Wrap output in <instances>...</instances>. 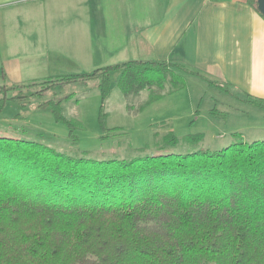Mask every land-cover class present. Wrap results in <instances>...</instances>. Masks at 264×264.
Returning <instances> with one entry per match:
<instances>
[{
	"label": "trees",
	"instance_id": "1",
	"mask_svg": "<svg viewBox=\"0 0 264 264\" xmlns=\"http://www.w3.org/2000/svg\"><path fill=\"white\" fill-rule=\"evenodd\" d=\"M247 3L264 18L256 0ZM116 71L125 95L162 91L179 81L185 87L182 74H198L179 63L132 60L90 73L5 84L0 113L6 100L25 98H8L7 90L20 94L39 87L32 94L41 95L89 79L98 81L103 103ZM208 84L264 110V98L227 82ZM51 111L72 136V122L60 116L58 105ZM105 119L101 105V130ZM0 264H264V140L95 161L0 136Z\"/></svg>",
	"mask_w": 264,
	"mask_h": 264
},
{
	"label": "rangeland",
	"instance_id": "2",
	"mask_svg": "<svg viewBox=\"0 0 264 264\" xmlns=\"http://www.w3.org/2000/svg\"><path fill=\"white\" fill-rule=\"evenodd\" d=\"M75 2L0 0V86L90 73L99 68H95L92 58L75 63L66 57L62 49L69 50V42L56 45L48 41L36 52L28 39L13 41L6 33L12 21H20V27L27 22L30 30H36L35 14L51 11V6H56L62 15L74 3L76 16L87 14L89 2ZM59 18L71 28L66 15ZM88 21L87 16L80 20L85 32L89 29ZM118 75L117 71L111 73L110 93L103 103L96 79L53 86L41 95L32 94L39 87L24 89L20 94L7 90L8 98H25L6 100L0 113V136L38 142L68 156L95 161L185 154L264 140V110L239 101L200 78L182 74L185 87L179 81L177 86L166 83L162 91L153 87L137 95H125L116 85ZM53 104L58 105L62 118L72 122V136L69 126L52 114ZM101 105L106 114L105 130L98 123ZM213 109L223 115H212ZM104 135L107 137L103 138ZM197 135L202 138L191 139ZM170 136L176 138L172 144L165 142Z\"/></svg>",
	"mask_w": 264,
	"mask_h": 264
},
{
	"label": "crops",
	"instance_id": "3",
	"mask_svg": "<svg viewBox=\"0 0 264 264\" xmlns=\"http://www.w3.org/2000/svg\"><path fill=\"white\" fill-rule=\"evenodd\" d=\"M86 1L87 14L76 16L74 3L62 15L51 6V11L35 14L36 30L12 21L6 33L13 41L28 39L36 52L48 41L69 42L62 53L75 63L92 58L95 68L132 60L179 63L207 84L227 82L264 98V18L247 0ZM65 15L70 29L59 18ZM86 16L85 32L80 20Z\"/></svg>",
	"mask_w": 264,
	"mask_h": 264
},
{
	"label": "water",
	"instance_id": "4",
	"mask_svg": "<svg viewBox=\"0 0 264 264\" xmlns=\"http://www.w3.org/2000/svg\"><path fill=\"white\" fill-rule=\"evenodd\" d=\"M257 1V9L262 16H264V0H256Z\"/></svg>",
	"mask_w": 264,
	"mask_h": 264
}]
</instances>
